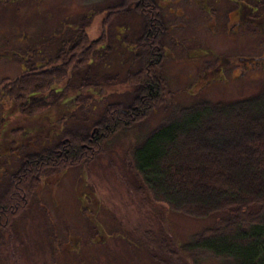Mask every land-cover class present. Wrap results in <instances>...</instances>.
<instances>
[{"label": "rangeland", "instance_id": "obj_1", "mask_svg": "<svg viewBox=\"0 0 264 264\" xmlns=\"http://www.w3.org/2000/svg\"><path fill=\"white\" fill-rule=\"evenodd\" d=\"M228 1L230 7L234 5ZM122 3L123 0H7L6 3L0 0V49L17 51L22 59L32 56V62L37 61L34 53L37 50L51 58L63 41L72 40L80 27L91 40L104 33L109 49L103 60L74 72L71 82L80 85L84 79L85 84L87 78L98 79L101 88L96 82L91 84L97 86L93 88L95 91L101 90L103 97L84 89V99L92 104L81 109L72 105L60 122L61 126H74L89 137L95 133L93 125L107 105L119 103L126 107L134 98L133 87L126 82V75L132 70L127 49L136 41L142 19L128 8L104 25L108 9ZM185 3L187 0L163 2L162 17L170 28L164 43L168 50L158 69L165 82L163 104L140 122L118 130L87 164L42 177L28 207L5 235V243L0 246V264H219L212 258L194 260L182 250L191 236L214 223L213 218L195 219L140 195L135 190L138 182L124 163L126 149L141 141L173 108L200 101L230 103L264 90V25L260 27L258 19L264 23V0H252L257 7L252 14L257 20L255 25L238 27L236 32L232 30L236 25L233 14L230 23L217 27L215 20L202 23L204 16L197 11L190 14L191 29H188ZM188 37L192 42L187 44ZM249 58L250 69L246 66L250 64ZM218 59L227 61L226 67L233 63L239 66L235 65L232 73L225 69L226 73L211 71L205 75ZM21 61L18 57L0 59V76L8 78L4 84L24 73L20 70ZM3 103L8 117L12 116L14 106L9 101ZM67 107L61 106L60 110ZM15 115L5 124L0 141V190L24 157L53 149L63 139L61 136L54 142L46 139L55 127L51 125H56L52 122L63 117L59 113L52 116V121H44V116L26 117L20 112ZM262 116L264 107L248 114L256 118L255 126H241L240 134L247 135L242 137L264 134V127L258 124ZM194 133L186 141L194 143L196 139L201 147L210 150L218 151L223 143L239 141L220 136L209 140L213 132L206 125L197 126ZM186 141L182 142L183 148ZM164 183L169 191L186 198L185 190L172 186L166 178ZM173 254L177 258H170Z\"/></svg>", "mask_w": 264, "mask_h": 264}, {"label": "trees", "instance_id": "obj_2", "mask_svg": "<svg viewBox=\"0 0 264 264\" xmlns=\"http://www.w3.org/2000/svg\"><path fill=\"white\" fill-rule=\"evenodd\" d=\"M135 3L146 8L151 2L123 0L122 5L108 9L104 25L126 5ZM156 10L158 7H154V11L149 9L150 14L147 13L143 19L142 35L137 36L127 49L131 54L132 70L128 71L126 82L132 85L134 95L130 104L126 107L119 103L107 105L95 121V133L91 137L78 128L73 130L71 126H61L63 119L59 117V136L67 141L56 148L43 150L40 156L24 158L9 176L7 185L0 190V246L5 243V235L11 230L14 220L35 196L42 177L87 164L118 130L140 122L163 104L165 82L158 75V69L165 57V49L160 41L162 33L158 30L157 20L161 18ZM104 41V33L91 40L80 27L72 40L63 41L60 45L57 58L59 73H52L49 68L7 83L0 94V107L5 111L3 102L9 101L17 113L26 117L42 113L45 121V115L50 114L47 107L53 103L55 93L40 94L47 92L56 80L61 83L58 85L61 95L69 98L67 104L79 105V108L90 106L92 103L86 102L82 92L89 89L93 94L98 93L94 96H102L100 91L93 89L101 88L98 79L87 78V84L84 79L76 85L71 83L72 74L80 71L78 68L85 69L102 60ZM50 64L51 60L48 66ZM262 107L264 90L230 103L200 101L190 106L175 107L168 117L124 153V163L134 174L138 182L135 190L140 195L165 203L172 211L195 219L213 218L211 226L191 236L182 247L194 260L212 258L219 264H264V134L249 138L240 134L241 126H255L253 120L256 118H250L248 114ZM64 113L66 115L67 110ZM258 124L264 127V116L259 117ZM205 125L213 132L209 140L220 136L239 141L223 143L218 151L201 147L196 139L194 143L186 141L194 136L197 126ZM185 141L187 146L183 148ZM83 144L87 149L81 148ZM164 178L172 186L185 190L186 198L169 191ZM171 257L177 258V255Z\"/></svg>", "mask_w": 264, "mask_h": 264}, {"label": "flooded vegetation", "instance_id": "obj_3", "mask_svg": "<svg viewBox=\"0 0 264 264\" xmlns=\"http://www.w3.org/2000/svg\"><path fill=\"white\" fill-rule=\"evenodd\" d=\"M4 3H6L7 0H2ZM186 1V0H185ZM228 0H187V5H186V13H187V16L185 17V27L189 25L188 29H191V26L188 22V20L190 19V14H192V12H199L201 13L202 15L201 16H204V20H202V23L205 24V22H208L209 20V23H211L212 20H215V25L218 27L220 24L225 27V25H227L228 23H230L231 21V14H233L234 16L232 17V20L236 22V25L232 28L233 32H236L237 28L238 27H245L247 24H250V25H255V22L257 21L256 19H253L252 18V14L253 12H255L257 10V7H254L252 5V0H231L233 1V6H229L228 3L226 2ZM257 1V0H256ZM149 2H151L149 4L150 7H142V6H138L136 3L133 5V6H125V11H127L126 9L130 8L132 9L134 12H136L142 19V29L140 31V33L138 34V36L142 35L143 33V26H144V16L149 13V9H151V11H154V7H158V10L155 11L156 14H159L160 15V18L161 19H158L157 22L159 24V31H161L162 33V37H160V41L162 43V45L164 46V49L168 50L167 49V45H164L165 43V38L168 37L169 35V31H170V28H167L166 24L167 21L165 19V17L163 16L162 17V8L163 7V2L164 3H167V0L164 1V0H149ZM229 2V1H228ZM211 3V5H210ZM229 6H227V5ZM220 7V11H218V8ZM137 11H136V10ZM201 11H199V10ZM124 10V9H122ZM168 12L171 14L173 13V11L168 8ZM146 12V13H145ZM150 14V13H149ZM143 15V16H142ZM181 15H184V12L181 14ZM217 16V17H216ZM222 16H225V19H223ZM263 18V17H262ZM258 19L260 20L259 22V26L263 28V25L264 23L262 22V19L260 17H258ZM264 19V18H263ZM165 22V23H164ZM203 24V25H204ZM197 31H200V30H197ZM137 38V37H136ZM22 41V40H21ZM186 43H191L192 40L190 41L189 37L188 39L186 38ZM190 41V42H189ZM22 44V43H21ZM186 46V45H185ZM59 48H57V51L55 53V55H53L51 58H48V57H45L43 56L42 54H39L40 52H38L37 50L36 52L34 53H37V58L38 60L35 61V62H32V59L33 57L32 56H26L22 59L21 55L19 52L17 51H11V50H8L6 49L5 47L0 49V59H4V60H9L10 58H20L22 61L20 62L21 65H20V70L24 71V73L21 75V76H25V74H35V73H41L43 72L44 70L46 69H49L51 68L52 69V73L55 72L56 73H59V65H60V62L57 60L58 58V55H59ZM26 52V50L24 51V53ZM203 54H205L203 51L201 52ZM206 55V54H205ZM36 58V57H34ZM227 58H225L226 60ZM51 60V64L50 66H48V63L50 62ZM220 61L219 59L215 62V65L214 66H211V67H208L207 70L205 71L206 74H209V72L211 71H215L217 74L221 73V72H225V69L227 70V72H230L232 73L233 70H235L236 66H239L238 64L236 63H231L233 66H229V67H226L228 62L227 61ZM245 60V59H243ZM248 62L250 64H247L246 63V66L251 67V59L249 58L248 59ZM230 64V65H231ZM236 65V66H235ZM217 66V67H216ZM213 73V72H211ZM238 77V74L236 75ZM7 76H0V85L3 86V87H0V94H2V91H4V87L7 85V84H4V81H6L7 79ZM59 83H57V80L55 81V83H52L51 87L48 88L49 90L45 93H41L40 95H48V94H51V93H55V99L53 100V103L48 106V110L47 111H50L49 113L50 114H47L45 115V118L46 120L45 121H52L53 119H50V118H53L52 116L57 112L60 114L61 116V113H62V116L61 119H64L65 117V111L68 110L67 112H70V108L73 104H67L66 101L65 102H60L65 98V96L61 95V92H60V89L58 87ZM10 105H12L11 103H9ZM61 106H68L66 110L64 111H61L60 110V107ZM15 111H13L12 113V116H16L15 115ZM17 114V112H16ZM41 114L42 113H39V114H35V115H32L33 117H41ZM0 141L3 139L2 138V134L6 131L5 127H6V123H10L9 119L12 117H8L9 115L7 114L6 111H4V109H2L0 107ZM59 117H57V119H55L52 124L55 122L56 125H51V126H55L53 128V131L52 132H49L47 134V140L49 141H56L57 138L59 137V133H60V125L59 124ZM10 134V133H9ZM67 140H62V141H58L59 143L55 146L58 147L60 143L64 144ZM1 144V143H0ZM37 147L36 146L34 149L37 150ZM81 148H85L87 149V146L86 145H81ZM40 151L36 152V153H33V154H30L29 156H40ZM27 156V155H26ZM24 158H27V157H24ZM24 158L22 160H24ZM39 158H42V157H39Z\"/></svg>", "mask_w": 264, "mask_h": 264}]
</instances>
